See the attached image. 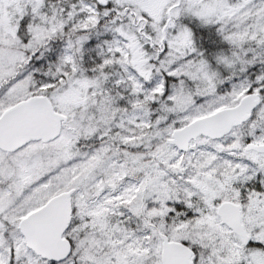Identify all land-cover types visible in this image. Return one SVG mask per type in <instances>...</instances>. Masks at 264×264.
Returning <instances> with one entry per match:
<instances>
[{"label": "snow or ice", "instance_id": "6c2138e0", "mask_svg": "<svg viewBox=\"0 0 264 264\" xmlns=\"http://www.w3.org/2000/svg\"><path fill=\"white\" fill-rule=\"evenodd\" d=\"M0 264H264V0H0Z\"/></svg>", "mask_w": 264, "mask_h": 264}]
</instances>
